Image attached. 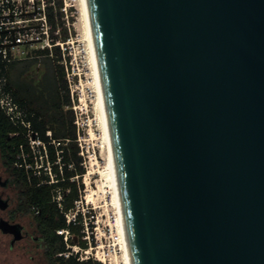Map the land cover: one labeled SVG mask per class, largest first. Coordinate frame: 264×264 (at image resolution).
<instances>
[{
    "label": "water",
    "instance_id": "obj_1",
    "mask_svg": "<svg viewBox=\"0 0 264 264\" xmlns=\"http://www.w3.org/2000/svg\"><path fill=\"white\" fill-rule=\"evenodd\" d=\"M134 264H264V0H89Z\"/></svg>",
    "mask_w": 264,
    "mask_h": 264
},
{
    "label": "trees",
    "instance_id": "obj_2",
    "mask_svg": "<svg viewBox=\"0 0 264 264\" xmlns=\"http://www.w3.org/2000/svg\"><path fill=\"white\" fill-rule=\"evenodd\" d=\"M63 0H55V4L48 5L49 19L53 24L52 34L55 38L63 37L67 39L70 35L64 11ZM60 28V34L55 30ZM36 53L46 54L50 58L51 68L48 63L37 74L35 68L40 63L38 57H26L16 59L4 66L0 63V79L6 77V86L13 91L15 98L28 111V118L32 121L33 127L39 131L40 135L49 139L47 130H53L55 138L66 140L64 147V178L56 183H39L41 178L36 175L29 176L25 168H19V173L24 181V188L28 206L36 212L42 221L43 227L47 230L48 256L50 264H104L98 259H78L77 256L66 257V241L59 233L60 227L69 226L72 233V240H76L83 245H87V240L83 238L85 231L84 213H78V220L68 223L65 213L56 201L53 200V188L61 184L66 192L65 209L75 207V200L80 197L84 182H81L86 166L83 163L84 157L80 154L78 142V128L75 123V112L72 108L71 89L68 83L67 71L63 59L60 45L54 47V56H50L49 49H37ZM22 65L19 69L18 66ZM0 134L6 146V153L15 162L19 156L20 144L27 141L23 129L13 123L6 112L0 106ZM51 157L56 158V147L50 144ZM73 163V166L69 164ZM55 170L59 167L55 164ZM79 174V178H73ZM93 227V225H92Z\"/></svg>",
    "mask_w": 264,
    "mask_h": 264
},
{
    "label": "built area",
    "instance_id": "obj_3",
    "mask_svg": "<svg viewBox=\"0 0 264 264\" xmlns=\"http://www.w3.org/2000/svg\"><path fill=\"white\" fill-rule=\"evenodd\" d=\"M55 4V0H0V63L8 66L9 63L16 59H22L30 55L29 50L20 48L21 44L30 43L35 45L36 49H49V54L54 55V47L61 46L62 55L66 60L67 39L61 36L55 38L52 34L53 24L49 19L48 5ZM68 2L63 5V10L68 12ZM68 17V13H67ZM60 34V28L55 30ZM27 55H24V54ZM7 79H0V106L9 116L11 121L20 126L27 141L20 144L19 160L20 164L25 168L29 176L36 175L41 178L39 183L49 182L57 183L64 175V147L69 138L62 140L53 136V130L48 129L47 135L49 139L43 138L39 131L33 127L32 121L28 118V111L15 98L13 91L6 86ZM80 146V154L86 155L85 145L78 137ZM50 144L56 147V158L51 157ZM88 150V148H87ZM85 164V160H83ZM55 164L59 170H55ZM73 166V163L69 164ZM64 178V176H63ZM73 178H79V174ZM85 189V188H84ZM83 190V189H82ZM87 198L83 192L79 198L75 200V207L68 210L65 209L66 192L61 184H57L53 188V200L58 203L62 211L67 217V222L71 223L78 220V213L81 209L80 203L83 197ZM85 214V213H84ZM86 232V228H84ZM59 233L62 234L66 241V249L64 255L66 257L77 256L78 259H98L106 263V259L102 260V256H106L101 251L100 244H94L91 235H83L87 240V245H83L79 241L72 240L73 233L69 226L60 227ZM94 232V231H93Z\"/></svg>",
    "mask_w": 264,
    "mask_h": 264
},
{
    "label": "rangeland",
    "instance_id": "obj_4",
    "mask_svg": "<svg viewBox=\"0 0 264 264\" xmlns=\"http://www.w3.org/2000/svg\"><path fill=\"white\" fill-rule=\"evenodd\" d=\"M63 1V5H66V1L68 2V17L65 10L63 8L62 10L64 11V19L66 20L65 23L68 26L70 35L66 43V60L63 56L61 62L65 64L67 71L78 137H80L82 143L85 145L86 155H83V157L86 172L81 178L85 189L83 188L82 192L86 196L90 192L89 188L91 190L95 189L97 192L94 194L93 199H89L88 196L85 198L84 196L80 203V207L84 209L85 213V234L86 237L88 234L91 235V240H93L94 244L102 246L101 251L106 254V263L103 261L104 264H124L123 248L119 242L120 233L117 225L116 209L111 203V193L107 191V187L105 185L104 188L100 186L103 180L101 169L106 162V150L102 138L103 132L99 121V112L96 107V91L93 86L92 67L88 44L85 39L80 0ZM61 38L64 39L63 37ZM35 45L36 43L34 45L24 43L20 45V48L30 51V55L27 58L31 56L38 57V61L40 62L38 63L39 67L42 68L44 63H48V66L51 68V63H49L50 58L46 54L36 53L37 49ZM24 55L27 54L25 53ZM22 65L20 64L18 68L21 69ZM76 241H78V237Z\"/></svg>",
    "mask_w": 264,
    "mask_h": 264
},
{
    "label": "flooded vegetation",
    "instance_id": "obj_5",
    "mask_svg": "<svg viewBox=\"0 0 264 264\" xmlns=\"http://www.w3.org/2000/svg\"><path fill=\"white\" fill-rule=\"evenodd\" d=\"M19 160L11 161L0 134V264H50L47 230L28 206Z\"/></svg>",
    "mask_w": 264,
    "mask_h": 264
},
{
    "label": "bare ground",
    "instance_id": "obj_6",
    "mask_svg": "<svg viewBox=\"0 0 264 264\" xmlns=\"http://www.w3.org/2000/svg\"><path fill=\"white\" fill-rule=\"evenodd\" d=\"M79 3H80L81 15L83 17L85 39L88 44V51L90 55V62H91L92 74H93V86L96 91L95 94L96 107L99 112V121L101 123L102 132H103L102 138L106 150L105 151L106 162L104 167L101 169L103 180L100 186L104 188L105 185L107 187V191L111 193V203L115 206L116 209L117 225L120 233L119 242L122 244V248H123L124 264H134L131 247H130V240L128 236L126 217L124 211V201L122 197L120 177L118 173L113 135H112L110 117H109L108 106L106 101L105 88L102 78V70L98 55L96 37H95L92 16L90 11V4H89V0H80ZM87 182L89 181L87 180ZM89 191L90 192L88 193L87 196L89 199H93L94 194L97 192L95 189L91 190L90 188ZM101 259L105 260L106 256H102Z\"/></svg>",
    "mask_w": 264,
    "mask_h": 264
}]
</instances>
